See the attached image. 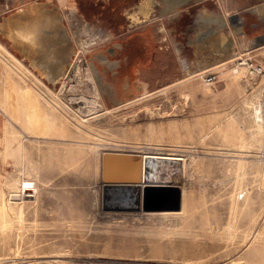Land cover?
Returning <instances> with one entry per match:
<instances>
[{
  "label": "rangeland",
  "instance_id": "1",
  "mask_svg": "<svg viewBox=\"0 0 264 264\" xmlns=\"http://www.w3.org/2000/svg\"><path fill=\"white\" fill-rule=\"evenodd\" d=\"M49 1L77 52L58 84L2 32L5 18ZM142 1L0 0V264H264V74L252 68L264 69V43L252 41L259 18L241 14L247 22L237 32L233 0H190L169 10L158 0L137 25L131 14ZM208 12L225 24L208 23L199 43L195 24L204 28ZM84 25L111 37L80 50L74 34L89 40L78 34ZM141 29H148L140 36L147 53ZM224 39L233 59L211 55ZM134 152L183 157L163 171L186 185L183 211L114 208L133 194L116 188L130 184H105L103 156ZM27 182L33 190L26 193Z\"/></svg>",
  "mask_w": 264,
  "mask_h": 264
},
{
  "label": "bare ground",
  "instance_id": "2",
  "mask_svg": "<svg viewBox=\"0 0 264 264\" xmlns=\"http://www.w3.org/2000/svg\"><path fill=\"white\" fill-rule=\"evenodd\" d=\"M189 1L190 0H164V2L168 4L167 5L168 10L171 9L172 4H174V6L181 5ZM50 5H51V1L43 4H34L31 7L27 8L26 10L19 11L18 13H15L10 17L5 18L4 24L2 26V32L9 39L11 44L16 49L21 51L23 55L31 61V65L39 70L42 77L46 78L47 80H49L54 84H58L62 82L64 79H66L68 66L70 65L73 56L76 55L77 52L74 48V41L72 40V37L69 35L66 27L63 24V16L61 12L56 7L54 9H50ZM156 6H160V2L158 0H143L141 4L138 6L139 12H135L131 14L133 21L136 22L137 25H142L146 23V21H148L151 15H153L154 8ZM250 13H252L253 15H258L262 19L264 17V3L252 8L250 10ZM179 15L180 14L174 15L172 16L171 19L177 20L179 18ZM232 21L235 30L237 32H242L245 22L244 17L236 14L235 16H233ZM204 22L211 24L214 23L216 24V22L217 23L221 22L222 24L223 23L225 24V21L222 18L217 17L213 13H209V12L207 13L205 19H203L202 23ZM87 33L90 34L89 40H84V39L77 40V34L74 37L76 39V43L80 50L91 48L92 46L97 44L98 40L109 38V35L104 31L95 30L94 28L89 27V25H84V27L79 28L78 30V34L80 35ZM256 40L263 41L264 43V36ZM199 43H201V38L199 39ZM199 43L197 47L200 51L203 49L202 48L203 44L201 45ZM252 44L254 48L260 47V45L257 46V44L255 43ZM216 48L217 49L215 51L213 50L214 53L211 54L212 56L214 55L215 57L222 59L223 58L233 59L234 57L237 56V54L233 53L234 50L233 44H231L227 39L226 40L224 39L222 41V44L217 46ZM4 50L5 49H3L2 52ZM177 50L180 51L181 48H177ZM201 54H203V52ZM11 57L10 59H12ZM97 58L104 63L109 62L108 58L104 53L98 54ZM183 60L185 61L182 62V65L184 66L185 63L184 70L186 74L188 76H190L192 73L194 74L193 68L192 69L190 68L189 64L187 63V60L186 59ZM200 64H203V62L202 63L200 62ZM110 66H116V64L111 62ZM260 117L262 118V116ZM131 148H133V146ZM134 153L136 154V152ZM139 155H141L143 159V174H144V178L146 179L141 186H145L148 184L167 185L169 183H173L177 185V183L172 182L169 179V177H164L165 175L163 174V171L170 170V168L174 164L181 162L183 157L182 158L170 157L167 154L150 153V152L149 153L141 152V154L139 153ZM182 163H184L185 165L184 161ZM156 164L158 165L155 168ZM30 185H32L31 182L25 183L24 191L26 193L29 192L30 190L31 191L33 190L30 187ZM116 188L117 189L124 188L130 190L133 194V199L131 202L126 204L120 203L114 208L123 209L124 211H128V212L141 210V204L138 205L137 203L138 187H136L135 185H127V186H116ZM34 190L37 192L36 186ZM33 196H34L33 193L27 195V197H33ZM185 197H186V185H183L182 211L184 210L185 207V199H186Z\"/></svg>",
  "mask_w": 264,
  "mask_h": 264
},
{
  "label": "water",
  "instance_id": "3",
  "mask_svg": "<svg viewBox=\"0 0 264 264\" xmlns=\"http://www.w3.org/2000/svg\"><path fill=\"white\" fill-rule=\"evenodd\" d=\"M5 21V20H4ZM146 179L143 174V159L138 154L105 153L103 156V181L123 183L138 187L137 203L143 213H179L182 209L183 190L180 186H141ZM148 182V179H147ZM140 212V210H139Z\"/></svg>",
  "mask_w": 264,
  "mask_h": 264
},
{
  "label": "crops",
  "instance_id": "4",
  "mask_svg": "<svg viewBox=\"0 0 264 264\" xmlns=\"http://www.w3.org/2000/svg\"><path fill=\"white\" fill-rule=\"evenodd\" d=\"M233 3H234V10H231V14L230 15H233V14H238V15H247V14H251V15H253L252 13H250V10L252 9V8H254L255 6H257V5H261V4H263L264 3V0H233ZM34 4H43V3H39V2H35V3H33L32 5H34ZM32 5H30L29 7H31ZM28 7V8H29ZM57 8V7H56ZM51 9V8H50ZM58 10H59V8H57ZM23 10H26V9H20L19 11H23ZM207 10V9H206ZM18 11V12H19ZM60 11V10H59ZM208 11V10H207ZM17 12V13H18ZM213 14H217V13H214V12H212ZM63 16V15H62ZM228 16V15H227ZM258 16V15H257ZM258 20H259V24H254V25H252L253 27H259V30H260V35L259 36H257V37H254V38H252V41L253 40H256V39H259V38H261L262 36H264V17L261 19L260 18V16H258ZM245 19V18H244ZM63 21H64V17H63ZM246 19H245V26H246ZM64 24V23H63ZM200 25V24H199ZM197 23L195 24V28L197 27V30L199 31L198 33L200 34L199 36L200 37H197V38H201L202 37V34L204 33V34H209L210 33V26L208 25V23L206 24L205 22L203 23V24H201V26L203 27V26H205L204 28H201V30H199V26ZM65 26V25H64ZM245 26H244V29H245ZM66 27V26H65ZM194 26L192 25V26H189V27H186L185 28V33L184 34H187V33H189V32H191V29L193 28ZM66 29H67V27H66ZM102 29H100V31H101ZM148 29H141L139 32H138V38H139V44H140V46H143L141 49L145 52V53H147L148 52V50L149 49H151V47L150 46H148V43L143 39V38H141L140 36L143 34V33H145L146 31H147ZM67 31H68V33H69V35H70V32H69V30L67 29ZM102 31H104V30H102ZM161 31V29H159L158 30V32H160ZM105 33H107L108 35H109V38L111 37V34L109 33V32H106V31H104ZM158 32L156 31V32H154V31H152V33H153V39L155 40V42L157 43L158 42V40L160 39V38H158V37H160L159 35L160 34H158ZM160 33H162V32H160ZM197 33V32H196ZM244 34H245V31H244ZM74 37H75V34H74ZM259 37V38H258ZM156 38H157V41H156ZM75 39V38H74ZM154 40H153V42H154ZM152 45H153V43H152ZM151 45V46H152ZM74 48H75V45H74ZM197 49H198V47H197ZM75 50H76V48H75ZM158 50H164L163 49V47L162 46H160V47H158ZM199 50V49H198ZM144 52H142L141 54H139V55H144ZM106 55V54H105ZM161 56L159 57V55H158V57H157V59H159V58H161V57H163V58H165V56H166V54H164V53H162V54H160ZM107 57V56H106ZM110 72L113 74V75H117L116 74V72H114V71H111L110 70ZM108 84V83H107ZM113 83H111V85H112ZM109 86V84L107 85V87ZM114 86H115V84H114Z\"/></svg>",
  "mask_w": 264,
  "mask_h": 264
},
{
  "label": "built area",
  "instance_id": "5",
  "mask_svg": "<svg viewBox=\"0 0 264 264\" xmlns=\"http://www.w3.org/2000/svg\"><path fill=\"white\" fill-rule=\"evenodd\" d=\"M172 30H173V29H172ZM173 31H174V30H173ZM170 36H171V35H170ZM164 40H166V39H164ZM176 45H177L176 48H181V50L177 52V55H178L179 57H182V55H183V51H184V48L181 47V44H176ZM252 68L254 69V73H255V74H257V75H263V74H264V69H263L262 67H252ZM214 80H215V78H214L213 76H209V77H207V82H208L209 84H213Z\"/></svg>",
  "mask_w": 264,
  "mask_h": 264
}]
</instances>
